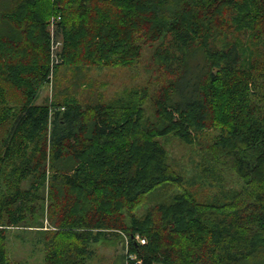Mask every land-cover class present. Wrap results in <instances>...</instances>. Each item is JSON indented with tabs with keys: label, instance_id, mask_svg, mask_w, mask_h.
<instances>
[{
	"label": "trees",
	"instance_id": "16d2710c",
	"mask_svg": "<svg viewBox=\"0 0 264 264\" xmlns=\"http://www.w3.org/2000/svg\"><path fill=\"white\" fill-rule=\"evenodd\" d=\"M145 46L156 90L37 103L60 66L132 67ZM169 135L203 148L196 179L168 163ZM200 176L205 201L162 191ZM28 228L43 264L117 239L122 264H264V0H0V264Z\"/></svg>",
	"mask_w": 264,
	"mask_h": 264
},
{
	"label": "rangeland",
	"instance_id": "374dc122",
	"mask_svg": "<svg viewBox=\"0 0 264 264\" xmlns=\"http://www.w3.org/2000/svg\"><path fill=\"white\" fill-rule=\"evenodd\" d=\"M53 19L54 17L51 16L49 20L52 21ZM144 49L143 57L132 67L93 65L82 67V71H79L75 66H60L52 82L43 85L40 89L37 103L55 104L57 107L61 106L57 103H63L68 96H75L79 100L86 101L94 98L95 93H98L101 99L105 100L118 92L137 86L145 87L149 85L156 90L163 78L161 77V80L157 79L159 75L156 72L152 76L147 72L146 65L149 51L146 46ZM215 134H217V130H209L207 135H201L200 138L203 139V142H206L207 136L212 138ZM160 141L168 151V163L186 178L193 177L196 179L199 172L206 167V155L199 143L187 144L174 135L162 137ZM232 181L235 182L227 177L226 182L228 185L233 183ZM210 182L213 181L210 180ZM210 182L200 176L196 185L174 186L167 184L162 191L167 192L170 188L171 192L169 194H172L177 190L188 189L198 200L205 201L216 192V188L211 186ZM152 203H144L134 213L138 216L143 214ZM37 232L36 228L11 230L8 259L12 264H43V247L38 241L39 235ZM96 247L97 256L91 264H122V255L126 252L121 239L101 243Z\"/></svg>",
	"mask_w": 264,
	"mask_h": 264
},
{
	"label": "built area",
	"instance_id": "2783aa9c",
	"mask_svg": "<svg viewBox=\"0 0 264 264\" xmlns=\"http://www.w3.org/2000/svg\"><path fill=\"white\" fill-rule=\"evenodd\" d=\"M54 21H55V18L52 20V23L50 24V28L52 30V37L53 38H54V27H55L54 23H53ZM61 46L62 45H61V43L59 41H55V40L52 41V46H51L52 47V52H53V54H52V65H54V63H58L59 62V58L57 56V52L61 51V49H60ZM58 47H59V49H57ZM53 77H54V75H53V71H52L51 76H50L51 82H52ZM136 238L139 239L141 241V243H145V239H142L139 236H137Z\"/></svg>",
	"mask_w": 264,
	"mask_h": 264
}]
</instances>
